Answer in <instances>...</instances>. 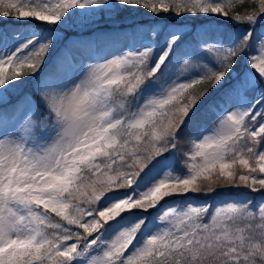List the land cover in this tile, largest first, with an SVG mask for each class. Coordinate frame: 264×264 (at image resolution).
<instances>
[{
    "label": "snow or ice",
    "instance_id": "obj_1",
    "mask_svg": "<svg viewBox=\"0 0 264 264\" xmlns=\"http://www.w3.org/2000/svg\"><path fill=\"white\" fill-rule=\"evenodd\" d=\"M0 18V264H264V0Z\"/></svg>",
    "mask_w": 264,
    "mask_h": 264
},
{
    "label": "rangeland",
    "instance_id": "obj_2",
    "mask_svg": "<svg viewBox=\"0 0 264 264\" xmlns=\"http://www.w3.org/2000/svg\"><path fill=\"white\" fill-rule=\"evenodd\" d=\"M250 3H251V0H245L246 5ZM135 19L140 22H147V21L152 20V17L151 15L146 14L145 12L141 11L135 14ZM0 29H2L3 31H7V32L20 31V32H23L24 34H27V29L22 24H20L18 21L13 20L11 18H0ZM33 30H37V29H33ZM27 88H30V87L25 86L24 91H26ZM209 199L217 200V199H220V197H212Z\"/></svg>",
    "mask_w": 264,
    "mask_h": 264
},
{
    "label": "trees",
    "instance_id": "obj_3",
    "mask_svg": "<svg viewBox=\"0 0 264 264\" xmlns=\"http://www.w3.org/2000/svg\"><path fill=\"white\" fill-rule=\"evenodd\" d=\"M30 90V88H27V90L26 91H29Z\"/></svg>",
    "mask_w": 264,
    "mask_h": 264
}]
</instances>
